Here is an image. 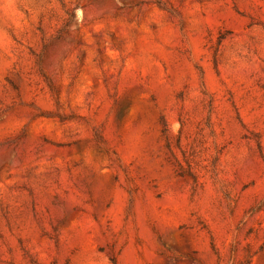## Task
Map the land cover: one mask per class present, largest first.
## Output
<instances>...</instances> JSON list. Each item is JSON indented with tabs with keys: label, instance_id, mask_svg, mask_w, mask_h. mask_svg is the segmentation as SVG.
Masks as SVG:
<instances>
[{
	"label": "rangeland",
	"instance_id": "obj_1",
	"mask_svg": "<svg viewBox=\"0 0 264 264\" xmlns=\"http://www.w3.org/2000/svg\"><path fill=\"white\" fill-rule=\"evenodd\" d=\"M0 264H264V0H0Z\"/></svg>",
	"mask_w": 264,
	"mask_h": 264
}]
</instances>
